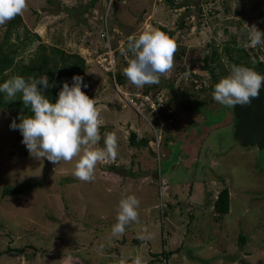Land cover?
<instances>
[{
  "label": "rangeland",
  "instance_id": "374dc122",
  "mask_svg": "<svg viewBox=\"0 0 264 264\" xmlns=\"http://www.w3.org/2000/svg\"><path fill=\"white\" fill-rule=\"evenodd\" d=\"M169 1L173 4L100 0L91 9L92 0H26L17 33L27 44L17 48L16 64H29L42 50L49 56L53 47L83 58L88 84L83 92L94 99L103 121L95 147H104L105 133H115L118 150L115 159L97 163L92 181H81L73 175L78 157L54 165L31 156L20 132L9 127L26 112L14 118L13 109H0V252L25 249L1 256L0 264H151L145 255H157L163 240L168 251L179 249L167 264H264V150L241 147L234 138L232 109L214 100L203 108L194 99L168 98L173 102L168 134L160 120L156 124L145 116V122L102 70L103 43L97 39L102 18L109 40L120 45L130 36L164 29L184 56L162 75L163 83H188L182 68L191 70L187 78L196 75L206 82L209 76L200 67L210 46L223 54L234 35L247 51L261 48L264 54V45L247 43L249 27L264 32V0ZM9 22L0 25V45ZM16 36L12 33L8 44L17 45ZM112 60L116 69L114 53ZM200 85L197 81L195 89ZM129 88L128 82L120 90L129 95ZM162 93L166 100L167 91ZM131 134L136 142L154 140L137 149L130 145ZM223 188L230 194V214L220 225L206 204ZM6 189L22 193L4 195ZM129 195L140 202L138 220L111 237L119 201ZM239 236L246 238L244 247L237 244Z\"/></svg>",
  "mask_w": 264,
  "mask_h": 264
},
{
  "label": "clouds",
  "instance_id": "9594fccd",
  "mask_svg": "<svg viewBox=\"0 0 264 264\" xmlns=\"http://www.w3.org/2000/svg\"><path fill=\"white\" fill-rule=\"evenodd\" d=\"M25 7L26 0H0V25L21 14ZM249 28L252 31L247 33V43L251 47L264 45V32L255 26ZM176 50L175 42L159 30L130 36L122 50V54L129 56L123 74L136 88L158 84L160 76L173 69ZM113 84L115 90L116 87L122 89L114 83V79ZM54 86L49 84L46 75L40 78L17 75L0 83V94H4L6 101L17 100L19 94V100L31 113L19 117L18 123L16 120L11 121L9 127L20 132L21 143L35 158L46 159L55 165L78 157L73 175L81 181L90 182L94 179L98 162L117 156L118 138L115 133H105L104 147H95L102 139L99 129L103 121L94 99L81 90L88 87L82 76L74 75L71 84L62 82L53 103L44 92ZM262 87L264 74L234 65L229 74L215 84L212 98L219 105L234 110L237 106L251 105L260 97ZM139 203L133 195L119 201L117 222L111 227V237L123 235L126 226L138 220ZM140 238L147 239V236Z\"/></svg>",
  "mask_w": 264,
  "mask_h": 264
},
{
  "label": "trees",
  "instance_id": "16d2710c",
  "mask_svg": "<svg viewBox=\"0 0 264 264\" xmlns=\"http://www.w3.org/2000/svg\"><path fill=\"white\" fill-rule=\"evenodd\" d=\"M100 0H92L91 2V9H93L95 3L99 2ZM169 5L173 4V2L167 0ZM215 15V14H214ZM105 25H107L106 20L100 19L99 21V31L97 33V39L100 42V35L103 33L105 29ZM20 17L17 15L14 19H12L6 28V32L3 38V41L0 45V83L5 82L6 80L12 78L13 76H23L25 78L34 77L40 78L43 75L48 77V82L50 85H55L54 87H49L45 92L44 95L50 100V102H55L57 94L60 90L62 82L67 81L71 84V78L74 75L82 76L83 79L85 78V73L87 71V67L83 58L76 54H65L64 51L57 49L56 47L50 48L49 56H45L43 54L44 50L38 56L35 57L33 61H31L27 65H20L16 64L15 58L17 56V48L26 46L25 44H21V37L17 33V28L20 27ZM162 32H165L164 29H161ZM12 33H15L17 36L15 37V41L17 45L8 44L9 37ZM27 33V32H26ZM171 36V34L169 35ZM96 37V36H95ZM37 38V37H36ZM24 41H27V38H24ZM102 42V41H101ZM125 41L123 43V48L126 46ZM28 43H31L28 41ZM103 47L101 48V53L106 52L105 44H102ZM44 46L41 49H43ZM111 48L114 52V58L116 61V69L114 74H108L110 77H113L114 83L121 88H124L128 81L127 78L124 76L123 72H120V67L123 70L127 66V61L129 56L127 54H122V51H119L118 44L116 41H112ZM211 49V54L209 56H205L202 59L203 66L200 67L201 71L206 72L208 74V79L206 82H203V79L199 76H193V78H187L185 73H190L191 70L181 69L183 72L182 77H186L185 81L188 83H184L186 85L185 88H182L184 85L180 82V85H174L173 80L170 81V85L167 86L161 80L162 75L160 76V81L158 84H154L153 86L145 85L143 88L138 89L132 85V88H129V94L135 95L140 94L142 96H146L149 98L150 103L153 104L154 112L157 113L156 118H154L153 114L151 113V109L149 104H145L142 101L137 100L136 102L140 105L141 112L138 113L139 116L144 115L148 116L151 121L158 124L160 120L162 122L165 134L170 132L169 124V117L167 115L170 110H172V100L178 99L179 97L190 100L194 99L196 103H199V106L206 108L209 107L211 104L214 103L212 98V92L214 90V86L216 83L219 82L220 79L227 76L232 68V66H245L255 70L258 73L264 72V60L261 62L259 60L260 55L264 57V54L261 52V48L254 51V48H250L248 51L245 49V46L242 44L240 45L239 42L236 41L234 35L230 37L229 41L224 44L222 48L223 54L218 53L217 48L208 47ZM250 52V54H249ZM224 55V56H223ZM184 54L183 51L179 52V54L175 53L174 61L179 62L182 60ZM227 59L229 66L226 67L223 63V58ZM127 59V61H126ZM214 65V67H213ZM184 79V78H183ZM196 80L201 83L200 88L198 90L195 89L196 83L193 82ZM184 82V81H183ZM204 83L209 84V88L204 87ZM159 85V86H158ZM182 85V86H181ZM172 87H175L173 90ZM83 91V88L81 89ZM167 91L166 100L163 98V91ZM210 91V93H208ZM172 97L171 99H168ZM143 104H142V103ZM0 109H13L14 112L11 114L14 118L19 116V113L24 111L27 115H31L29 110L24 107L21 100H19V94L17 95V100L15 101H6V97L4 94H0ZM233 114V126H234V138L243 148H258L259 150H264V87L261 89L260 97L252 102L251 105L240 107L237 106L234 110L232 109ZM138 116V117H139ZM143 116V119H144ZM19 120V117L17 118ZM147 122V118L144 120ZM177 123L173 124L176 125ZM178 125V124H177ZM103 131V130H102ZM154 140V138H151ZM149 139H141L140 141L136 142V135L131 134L129 138L130 145L133 147L135 146L137 149L147 147L149 143ZM114 169V168H112ZM22 191H18L16 189H6L4 190V195L8 194H20ZM230 194L227 188L221 189L217 196L208 204L207 207H211L212 212V219L214 222L218 224H222L224 219L228 217L230 214ZM164 210H162V214L164 217ZM162 217V218H163ZM192 216V220H193ZM191 221V218H189ZM160 251L158 254H147L143 257L149 258L151 257L153 260L150 262L151 264H156L157 262L167 264L168 259L172 255V252L175 251H168L166 247L167 241L160 242ZM237 244L241 247H244L246 244L245 236H239ZM25 249H18V250H5L0 252L1 256H14V254H23Z\"/></svg>",
  "mask_w": 264,
  "mask_h": 264
},
{
  "label": "built area",
  "instance_id": "2783aa9c",
  "mask_svg": "<svg viewBox=\"0 0 264 264\" xmlns=\"http://www.w3.org/2000/svg\"><path fill=\"white\" fill-rule=\"evenodd\" d=\"M100 41H102L103 44H105L106 47V52L103 53V55L101 56V68L105 71V72H110V73H114L115 71V64L112 60L113 58V50L111 48V43L112 40H109V30H108V26L105 25V29L103 31V33L100 35ZM118 44V43H117ZM123 45L118 44V48L120 51H122ZM103 61V62H102ZM116 90L118 92V94H120L123 97V102H125V104H127L128 106H132L134 108V110L138 113H142L140 112V105H138V103L136 102L137 100L142 101L145 104H149L150 109H151V113L153 114L154 118L158 117L157 113L154 112V105L150 103V100L148 97L146 96H142L140 94H135L133 95H128V94H123L122 91L116 87ZM141 102V103H142ZM142 103V104H143Z\"/></svg>",
  "mask_w": 264,
  "mask_h": 264
}]
</instances>
